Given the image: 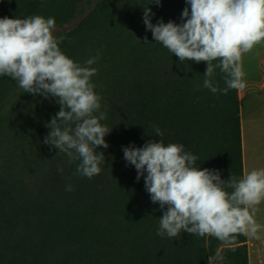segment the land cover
<instances>
[{
    "label": "trees",
    "instance_id": "trees-1",
    "mask_svg": "<svg viewBox=\"0 0 264 264\" xmlns=\"http://www.w3.org/2000/svg\"><path fill=\"white\" fill-rule=\"evenodd\" d=\"M86 1L0 0V18L54 17L61 50L81 65L99 56L91 79L107 113L102 123L112 128L109 147L97 148L105 155L101 173L81 176L79 161L44 143L57 99L0 76V264H250L243 235L231 245L187 232L158 235L166 208L152 202L144 177L137 181L124 158L126 146L163 140L183 144L198 157L196 167L224 180L244 175L239 91L204 88L207 62H181L143 22L147 6L153 24L183 23L186 0H97L65 29ZM213 83L226 87L218 67Z\"/></svg>",
    "mask_w": 264,
    "mask_h": 264
},
{
    "label": "clouds",
    "instance_id": "clouds-1",
    "mask_svg": "<svg viewBox=\"0 0 264 264\" xmlns=\"http://www.w3.org/2000/svg\"><path fill=\"white\" fill-rule=\"evenodd\" d=\"M186 2L180 24H153L152 10L146 6V29L181 62H207L203 87L212 93L244 89L242 57L264 43V0ZM150 3L159 5L161 0ZM55 29L54 17L0 18V76L17 81L24 92L57 99L61 108L48 123L51 131L44 143L66 154L70 163L79 161L76 173L91 179L102 171L105 155L97 148L109 147L105 137L112 130L102 123L107 113L101 110L102 97L91 79L98 71L91 66L99 56L85 65L76 62L61 50L65 38L55 36ZM217 67L225 74L223 89L213 83ZM154 133L164 135L158 126ZM123 152L137 170V181L144 177L152 202L166 208L158 235L177 238L187 232L222 245L234 244L239 235L259 238L261 225L253 213L264 202V169L224 180L218 170L196 167L198 157L183 144L163 140L126 146ZM66 190L72 191V186ZM216 255L223 259L219 251Z\"/></svg>",
    "mask_w": 264,
    "mask_h": 264
},
{
    "label": "crops",
    "instance_id": "crops-1",
    "mask_svg": "<svg viewBox=\"0 0 264 264\" xmlns=\"http://www.w3.org/2000/svg\"><path fill=\"white\" fill-rule=\"evenodd\" d=\"M259 47L263 50L264 43ZM259 64H264V59ZM244 82L245 88L239 90V100L245 174L254 169H264V73L245 74ZM253 214L261 229L259 238L248 237L249 263L264 264V202L256 206Z\"/></svg>",
    "mask_w": 264,
    "mask_h": 264
},
{
    "label": "rangeland",
    "instance_id": "rangeland-1",
    "mask_svg": "<svg viewBox=\"0 0 264 264\" xmlns=\"http://www.w3.org/2000/svg\"><path fill=\"white\" fill-rule=\"evenodd\" d=\"M97 0H87L81 6L80 12L77 17L65 26V29H69L76 25L79 20L87 15V13L95 6ZM57 31V30H56ZM261 59H264V49L261 50L259 45L255 46L250 52L246 53L242 57V66L245 74L247 75H261L264 73V64H259Z\"/></svg>",
    "mask_w": 264,
    "mask_h": 264
},
{
    "label": "built area",
    "instance_id": "built-area-1",
    "mask_svg": "<svg viewBox=\"0 0 264 264\" xmlns=\"http://www.w3.org/2000/svg\"><path fill=\"white\" fill-rule=\"evenodd\" d=\"M212 264H224V262L219 261V260H215V261H212Z\"/></svg>",
    "mask_w": 264,
    "mask_h": 264
}]
</instances>
